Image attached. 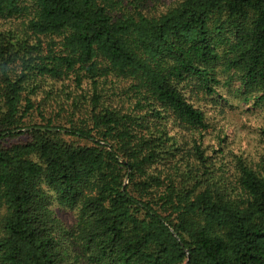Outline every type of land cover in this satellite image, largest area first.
I'll list each match as a JSON object with an SVG mask.
<instances>
[{
  "label": "trees",
  "instance_id": "trees-1",
  "mask_svg": "<svg viewBox=\"0 0 264 264\" xmlns=\"http://www.w3.org/2000/svg\"><path fill=\"white\" fill-rule=\"evenodd\" d=\"M0 264H264V0H0Z\"/></svg>",
  "mask_w": 264,
  "mask_h": 264
},
{
  "label": "rangeland",
  "instance_id": "rangeland-1",
  "mask_svg": "<svg viewBox=\"0 0 264 264\" xmlns=\"http://www.w3.org/2000/svg\"><path fill=\"white\" fill-rule=\"evenodd\" d=\"M242 105L244 106V104H241V106ZM218 108L219 107H215V108L210 107V106L207 107L206 112H207L210 120H213L217 125L218 124H224L226 127L225 131L228 132L229 134L230 133L233 134L234 128H233V124L229 122L230 118L228 117L225 121L222 120V115L219 114ZM243 115H245V114L238 115V116H240V117H238L239 118L238 123L241 124L239 127V135L242 137V143L241 142L240 143H241V147H246L247 141L249 140L250 141L249 143L251 144V146L248 148V150L251 153V152H254L256 149H260V146H259L257 134L255 132L256 129H254V127H253L254 121H251L247 118L244 120L243 117H241ZM250 118H252V117H250ZM233 139H234V136H233ZM237 140H239V138H237Z\"/></svg>",
  "mask_w": 264,
  "mask_h": 264
}]
</instances>
